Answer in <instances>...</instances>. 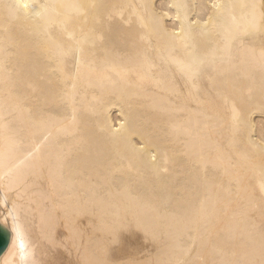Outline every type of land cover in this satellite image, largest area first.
Returning <instances> with one entry per match:
<instances>
[{
	"label": "bare ground",
	"instance_id": "6f19581e",
	"mask_svg": "<svg viewBox=\"0 0 264 264\" xmlns=\"http://www.w3.org/2000/svg\"><path fill=\"white\" fill-rule=\"evenodd\" d=\"M262 10L0 0V264H264Z\"/></svg>",
	"mask_w": 264,
	"mask_h": 264
},
{
	"label": "snow or ice",
	"instance_id": "6c2138e0",
	"mask_svg": "<svg viewBox=\"0 0 264 264\" xmlns=\"http://www.w3.org/2000/svg\"><path fill=\"white\" fill-rule=\"evenodd\" d=\"M213 6L214 7H220V5H213ZM16 7L17 8L22 7L24 9H26L30 12H34V13L37 12V6H34V5L30 6L28 3H20V4L16 5ZM41 7H44V6H41ZM176 7L180 8V7H187V6L186 5H176ZM252 7L255 8V5H253ZM37 14H39V13H37ZM178 19H179V14H178ZM261 19H262V21H264V10H262V12H261ZM182 34H183V24H181L180 31H177L175 33L174 38L179 39L182 37ZM184 38L187 39V36L185 35ZM232 39H234V37H231V35H230L229 41L231 42ZM262 55H264V49H262ZM194 75L195 74H193V78H194ZM233 120L238 121L239 116L237 114H234ZM262 139H264V138H262ZM261 191L264 192V186H262ZM17 239L19 240V249H20L21 255L26 256L27 251L25 249V244L23 243V237L20 234L19 229H17ZM24 264H33V262L25 261ZM86 264H120V262L114 261V260L109 259V258H97V259L87 261Z\"/></svg>",
	"mask_w": 264,
	"mask_h": 264
},
{
	"label": "rangeland",
	"instance_id": "374dc122",
	"mask_svg": "<svg viewBox=\"0 0 264 264\" xmlns=\"http://www.w3.org/2000/svg\"><path fill=\"white\" fill-rule=\"evenodd\" d=\"M114 247L113 257L117 259L123 258L128 253L142 256L145 252L152 249L149 247L148 242L145 241L140 235H124L120 239V243L115 244Z\"/></svg>",
	"mask_w": 264,
	"mask_h": 264
},
{
	"label": "water",
	"instance_id": "95a60500",
	"mask_svg": "<svg viewBox=\"0 0 264 264\" xmlns=\"http://www.w3.org/2000/svg\"><path fill=\"white\" fill-rule=\"evenodd\" d=\"M8 232L0 226V254L4 251L8 243Z\"/></svg>",
	"mask_w": 264,
	"mask_h": 264
}]
</instances>
